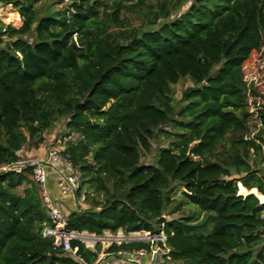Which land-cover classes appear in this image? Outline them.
<instances>
[{
  "label": "trees",
  "instance_id": "1",
  "mask_svg": "<svg viewBox=\"0 0 264 264\" xmlns=\"http://www.w3.org/2000/svg\"><path fill=\"white\" fill-rule=\"evenodd\" d=\"M40 3L0 0L21 20L0 21V168L64 119L65 139L75 137L63 154L79 170L84 206L65 214L66 232L162 234L163 264H264V203L238 188L264 195V78L256 86L243 75L264 55V0ZM183 78L193 87L175 103ZM166 126L179 132L174 147L142 165ZM44 226L54 224L30 168L0 171V264L98 260L99 243L71 240L72 254ZM155 245L112 244L106 254Z\"/></svg>",
  "mask_w": 264,
  "mask_h": 264
},
{
  "label": "rangeland",
  "instance_id": "2",
  "mask_svg": "<svg viewBox=\"0 0 264 264\" xmlns=\"http://www.w3.org/2000/svg\"><path fill=\"white\" fill-rule=\"evenodd\" d=\"M60 0H41L40 6H42L44 9L47 7H55L56 9H61L64 7H68L72 0H63V2L60 4ZM189 3L185 4L183 7V10H185L188 7ZM0 21H2L4 24L20 27L21 20L19 14L16 12V10L11 6H5L0 7ZM214 70L211 71V75L214 74ZM243 75L244 79L247 83H251L253 85L259 86L263 83L264 78V55L256 56L254 57L253 61L250 64H245L243 66ZM193 87V83L189 78H183L178 81L176 85L172 86L173 90V98L175 103H178L182 97V93L185 89ZM250 104V110L254 111V100L250 98L249 100ZM177 109L180 108L178 104ZM256 106V105H255ZM64 124L65 120H60L57 124H55L50 131V133L53 135V139H51L48 147H51L54 144L61 143L65 139L64 133ZM251 130L252 134L256 132V130L259 128V124L257 122H252L251 124ZM178 130L174 129L172 126H166L161 127L158 130H156V137L151 140V147L148 152H141V160L140 163L142 165H149V164H155L157 160V154L158 150L160 148H167V147H174V143L177 142V135ZM47 137V136H46ZM72 138H67L68 140H73L74 135L71 136ZM53 143V144H52ZM43 144V143H42ZM39 147V146H38ZM262 167L264 168V161L262 163ZM180 190L176 191L175 198H180ZM72 197V196H71ZM73 200L75 199V196L72 197ZM79 203L78 207L83 208L82 200L75 199V203ZM175 217V216H173ZM166 221L170 220L171 217H164ZM85 238H82V241L88 249H93L94 245L96 243L100 244V252L98 259L101 261H104V264H111L112 262H116L118 260V255L115 256L114 254H106L107 249L112 244H121V243H127L132 241H142V242H155L157 240V235H150L149 233H132L125 235L122 232H117L116 234H111L108 231L104 232L102 236H95V235H89L87 233H82ZM162 234H160L159 238ZM153 250H155V246L153 247ZM156 251V250H155ZM163 251L157 252L155 254V257L158 258V262L156 264H163ZM150 258H152L151 255H147V258L145 261H150ZM155 264V262H154Z\"/></svg>",
  "mask_w": 264,
  "mask_h": 264
},
{
  "label": "built area",
  "instance_id": "3",
  "mask_svg": "<svg viewBox=\"0 0 264 264\" xmlns=\"http://www.w3.org/2000/svg\"><path fill=\"white\" fill-rule=\"evenodd\" d=\"M2 22V21H1ZM3 23V22H2ZM4 24V23H3ZM7 25V24H4ZM68 141V139H64L63 143H60L56 148H51L47 151L46 156L42 159L37 157H25L22 156V150L19 151L20 159L14 163L12 166H6L0 168V171L9 170L11 167L15 169L21 168H30L31 174L33 176L34 181L38 184L43 204L47 210L48 217L54 226H44L42 229L43 237H52L54 239V245L56 247H61L64 251L70 252L74 254V251L71 250L70 241L78 240L82 241V238H85L82 234L76 232H66L64 230L65 226V215L62 211L53 203L51 198L48 195L46 190V181L47 177L50 173H55L58 175V179L56 182L57 189L62 196H75V193L79 187L80 183V173L77 168H75L64 156V143ZM78 209V208H77ZM157 235V240H155V250L152 249L150 253H147L143 250L137 251H121L117 252L114 255H118V260L116 262H112L111 264H156L158 262V258L155 257L157 252H162L166 254L164 249L165 237L161 235ZM162 243V248L157 245V243ZM83 243V242H82ZM109 255V254H107ZM147 255H151L150 261H145ZM100 260L94 262V264H98Z\"/></svg>",
  "mask_w": 264,
  "mask_h": 264
},
{
  "label": "crops",
  "instance_id": "4",
  "mask_svg": "<svg viewBox=\"0 0 264 264\" xmlns=\"http://www.w3.org/2000/svg\"><path fill=\"white\" fill-rule=\"evenodd\" d=\"M47 136V137H46ZM44 137L43 144L39 145L38 148H33L31 146H25L22 148V156L25 157H37V158H44L46 156L47 151H49L51 148H56L60 145V143L57 142V144L52 145L51 147H48L49 144L51 145L50 141L53 139V135L51 133H48ZM53 144V143H52ZM58 175L55 173H50L47 177L46 181V190L48 192L49 197L53 201V203L62 211V213L65 215L69 211H72L74 209L78 208L79 203H75V199L71 196H62L58 189H57V182Z\"/></svg>",
  "mask_w": 264,
  "mask_h": 264
},
{
  "label": "bare ground",
  "instance_id": "5",
  "mask_svg": "<svg viewBox=\"0 0 264 264\" xmlns=\"http://www.w3.org/2000/svg\"><path fill=\"white\" fill-rule=\"evenodd\" d=\"M239 191H240V193L239 194H242V195H246L248 192L247 191H245L240 185H239ZM254 193H255V195L259 198V201L261 202V203H264V195H259L258 193H256L255 191H254Z\"/></svg>",
  "mask_w": 264,
  "mask_h": 264
},
{
  "label": "water",
  "instance_id": "6",
  "mask_svg": "<svg viewBox=\"0 0 264 264\" xmlns=\"http://www.w3.org/2000/svg\"><path fill=\"white\" fill-rule=\"evenodd\" d=\"M239 185H240V184H239ZM239 185H238V187H239ZM254 191H255L256 193H258L259 195H262V194H260L256 189H252V190L248 191L247 194H252V195H254V196L259 200V198L255 195ZM247 194H246V195H247ZM152 236H154V235H152Z\"/></svg>",
  "mask_w": 264,
  "mask_h": 264
}]
</instances>
